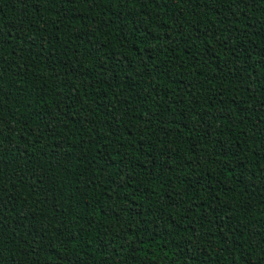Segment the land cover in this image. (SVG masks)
<instances>
[{"label":"trees","instance_id":"trees-1","mask_svg":"<svg viewBox=\"0 0 264 264\" xmlns=\"http://www.w3.org/2000/svg\"><path fill=\"white\" fill-rule=\"evenodd\" d=\"M0 264H264V0H0Z\"/></svg>","mask_w":264,"mask_h":264}]
</instances>
